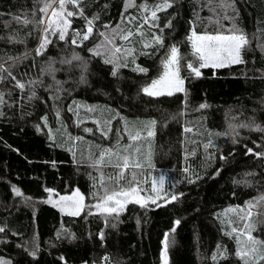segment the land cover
Instances as JSON below:
<instances>
[{
    "label": "trees",
    "instance_id": "trees-1",
    "mask_svg": "<svg viewBox=\"0 0 264 264\" xmlns=\"http://www.w3.org/2000/svg\"><path fill=\"white\" fill-rule=\"evenodd\" d=\"M160 2L147 0L149 8ZM142 3L144 0H135L136 6L126 11L125 0H83L81 6L86 16L99 15L96 28L102 30L104 24L120 23L122 15H146L140 10ZM220 3L213 0L215 11H211L208 0H175L171 8L159 11L155 22L159 27L145 25L143 38H134L141 41L134 45L135 64L129 57L128 67L113 77L112 66L87 51L95 36L83 47L53 39L44 54L37 56L39 27L16 23L13 17L27 15L31 19L36 11L39 19V0H0V63L7 67L12 63L9 57L28 52V58L12 68L13 75L24 82L43 81L26 85L24 90L14 87L10 78L0 83L6 101L0 105V227L5 228L0 233V258L11 264H162V242L168 233L175 241L168 250V264H242L235 255L239 247L235 234L225 233L241 226L231 209L264 196V157L245 154L247 148L264 152V133L238 127L253 120L264 127V0H226L227 7H220ZM169 21L171 26L166 27ZM84 24L83 18H72L73 28L83 29ZM233 27L251 41L242 51L245 63L203 68L202 75L195 77L188 76L182 60L180 74L187 77L186 92L155 97L142 92L163 74V62L172 45L186 60H192L188 37L193 30L228 35ZM153 34L161 36L163 44L143 47L152 41ZM73 52L82 61L62 64L61 60L70 59ZM50 61L57 69L55 80L41 71ZM136 65L146 68L147 73L133 71ZM90 107L94 110L89 111ZM109 119L113 131L105 138L101 129L107 127ZM153 119L157 125L150 142L151 176H165L161 195L183 193L182 197L167 204L159 200L160 207L128 204L117 219L109 217L107 224L101 215H87V209L71 216L43 202L50 195L46 188L61 196L79 188L85 204L94 203L92 178L98 173L91 167L93 157L115 144L117 132L123 135L125 121L130 130L146 137L147 129L141 122ZM230 124L237 126L238 135ZM86 128L92 132H85ZM69 134L83 139L70 140ZM209 140L214 147L205 151L203 145ZM122 143H128L127 139ZM193 150L195 155L190 154ZM190 179L195 182L190 183ZM14 187L24 196H17ZM144 187L150 188V183ZM146 194L151 193H141ZM258 211L264 212V207ZM176 220H180L178 226L174 225ZM252 221L256 228L253 236L264 241V215H254ZM34 238L38 245L35 256L30 254ZM218 245L226 249L223 256ZM214 254L216 260L212 259Z\"/></svg>",
    "mask_w": 264,
    "mask_h": 264
},
{
    "label": "snow or ice",
    "instance_id": "snow-or-ice-1",
    "mask_svg": "<svg viewBox=\"0 0 264 264\" xmlns=\"http://www.w3.org/2000/svg\"><path fill=\"white\" fill-rule=\"evenodd\" d=\"M174 2L175 0H161L160 3L149 8L147 0H144V3L139 7L141 12L146 13V15L142 17L129 16L126 18L122 15L120 23H117L115 26L104 24L102 30L96 28V22L99 20L98 14L91 17L85 15V10L81 6L83 0H39L40 7L37 10L40 13L39 19H36V11L32 13L31 19H29L27 15L23 17L14 16L13 19L19 24H32L39 27V44L35 49L37 56L44 54L47 47L53 43V39L70 43L73 47H83L84 42L89 41L95 36L96 41L93 47L88 48L87 51L93 56L103 57V62L112 66L111 75L115 77L121 68L128 67L129 57L132 58L131 63L135 64L136 48L134 45L141 41L135 40L134 38H143L144 32L142 30L145 25H148L149 28L159 27V25L155 23L158 20L157 13L171 8ZM208 4L210 10L215 11V8L212 7L213 0H208ZM130 6H136L135 0H125V11ZM227 6L230 5H227L226 0H221L220 7ZM73 17L83 18L85 21L83 29L72 27ZM137 21L139 22L137 23ZM170 26L171 22L169 21L166 27ZM161 31H163V29H161ZM188 40L193 49V59L186 60L180 54L179 48L176 45H172L168 57L163 62V74L142 88L144 94L155 97L163 95L172 96L177 92H186L183 85L187 77H182L180 74L182 60L184 61V69L188 71V76L194 75L195 77H200L202 75L201 69L203 68H223L229 65L245 63L242 51L251 46V41L247 34L235 27L229 30L228 35L220 33L215 35L208 33L198 34L193 30ZM152 43L162 45L163 41L161 36L153 34L152 41L150 43H144L143 47H151ZM28 56L29 53L25 52L22 57H9L12 63L7 67H5L4 63H0V83L10 78L14 82L13 86L20 90H24L26 85L34 86L38 83H43V81L37 80L24 82L13 75L12 68L20 60L27 59ZM72 61H82V57L78 53L73 52L70 59L65 58L61 60V63L71 64ZM82 66L86 67V65ZM41 71L42 73L52 75L55 80L54 73L57 69L53 67V62L50 61ZM133 71L147 73L148 70L136 65ZM83 79L84 78L81 77V80ZM60 83V81H56L57 85ZM35 95L36 92L32 90V96ZM29 99H31V97H29ZM5 103V94L0 92V105H4ZM73 103L76 104L77 102L73 101ZM78 106L79 105H77V107ZM200 107L204 108L206 105H201ZM88 110L93 111L94 108L90 107ZM69 111H73V109L70 107ZM0 115H3L2 111H0ZM57 115H59V112H57ZM42 119L47 123V117H43ZM120 119L124 120L125 118L120 117ZM111 123V119L107 120L105 122L107 127L101 129V135L105 138H108L109 133L113 131ZM141 123L147 129V137L142 136L140 131L130 130L127 121H125V127L122 129L123 135L118 131L115 144L111 147L104 148L98 155L93 157L91 167L98 173L97 176L92 178L95 191L92 193L91 198L95 201L94 203L85 204L86 197L81 193L79 188H76L71 195L61 196L56 193L58 199L55 202H53L51 198L43 202L53 203L61 212L67 211V214L71 216H78L87 209V215H101L104 217L105 224H107L109 217L117 219L119 215L126 210L128 204L134 203L143 208H147L151 203L160 207L163 205L158 204L159 200H163L164 204H167L182 197L183 193L171 194L170 196L168 193L161 195L166 178L164 175H160L158 178L151 176V170L154 168L151 145H149L147 155L143 156L142 159V142L147 138L155 136L157 121L153 119ZM229 127L232 129L233 133H236V125L230 124ZM238 127L249 128L264 133V127L257 124L254 120L250 123H242L238 125ZM49 131L51 132V130ZM84 131L92 132V129L86 128ZM184 131L191 132L192 129L185 128ZM218 135H220V133H218ZM223 135H231V133H224ZM236 135H238V133H236ZM125 138L128 141L126 144L122 143ZM69 139L79 141L82 140L83 137L78 136L73 138L69 134ZM235 142L236 141L233 140V143ZM203 147L205 151H207L210 147H214V145L212 141L209 140ZM190 154L195 155V150ZM245 154H254L257 157H264V152L254 153L252 148H247ZM220 158L226 159L224 156ZM107 168H112L114 171L106 173L104 169ZM184 171L187 173L189 169L185 168ZM145 172H147V175H145ZM216 174H219V170ZM247 175H253V173H248ZM199 178L200 177L197 176V179ZM189 182L194 183L195 180L190 179ZM149 183L150 188H145L144 185ZM158 185L160 187H158ZM172 186L174 187V185ZM13 191L17 196H24L18 188L14 187ZM45 191L49 194L55 192V190L51 188H46ZM142 192L151 194L142 196ZM30 199V197L26 198V200ZM262 207H264V196L247 201L243 207L238 205L235 209H231V211L237 214L241 226L232 227L231 231L225 234L229 236L235 234V239L239 246L235 255L242 261V264H261V262L264 261V251H261V249L264 248V241L257 239L252 234L256 230L252 217L257 214L264 215V212L258 211ZM228 223L231 224L232 221L229 220ZM179 224L180 220L174 222L175 226ZM112 226L115 227V224L113 223ZM175 226L171 229L172 233L176 231ZM4 231L5 228L0 227V233ZM59 235L58 233V236ZM68 235L74 238L73 234L69 233ZM103 238L104 234L101 232L100 239L103 240ZM174 242V238L170 239L169 234L166 233L162 242L163 264H168V250ZM36 251H38V245L35 243L34 238L33 249L30 254L35 256ZM217 251L219 255L223 256L226 249L222 250L218 245ZM104 259L107 260L108 258L105 257ZM212 259L216 260L217 255L214 254ZM0 264H11V262L0 258Z\"/></svg>",
    "mask_w": 264,
    "mask_h": 264
},
{
    "label": "rangeland",
    "instance_id": "rangeland-1",
    "mask_svg": "<svg viewBox=\"0 0 264 264\" xmlns=\"http://www.w3.org/2000/svg\"><path fill=\"white\" fill-rule=\"evenodd\" d=\"M196 32V31H195ZM197 33V32H196ZM198 34H200V33H198ZM215 35V34H214ZM183 87H184V89H185V81H184V85H183ZM145 135H146V137H147V132L145 133ZM153 139H154V137H150V138H147L144 142H143V148H144V150H143V148H142V159H143V156H145V155H147V153H148V151H149V145H151L150 144V142L151 141H153ZM151 151H152V149H151ZM158 187H160L159 185H158ZM71 195V194H70ZM49 198H51V200L53 201V202H55L57 199H58V196L55 194V193H53V194H50L49 195ZM51 204H53V203H51ZM58 208V207H57ZM59 209V208H58ZM63 213H65V214H67V211H65V212H63ZM261 251H263V250H261ZM162 264H163V261H162Z\"/></svg>",
    "mask_w": 264,
    "mask_h": 264
}]
</instances>
